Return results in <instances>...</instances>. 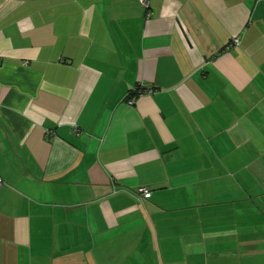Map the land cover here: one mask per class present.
<instances>
[{
  "label": "crops",
  "instance_id": "0c3cea01",
  "mask_svg": "<svg viewBox=\"0 0 264 264\" xmlns=\"http://www.w3.org/2000/svg\"><path fill=\"white\" fill-rule=\"evenodd\" d=\"M147 9L0 0V264H264V0Z\"/></svg>",
  "mask_w": 264,
  "mask_h": 264
},
{
  "label": "built area",
  "instance_id": "2783aa9c",
  "mask_svg": "<svg viewBox=\"0 0 264 264\" xmlns=\"http://www.w3.org/2000/svg\"><path fill=\"white\" fill-rule=\"evenodd\" d=\"M141 4H142V6H144L146 9L148 8V0H138ZM145 15H146V17L147 16H149V12H148V9H147V11H146V13H145ZM239 44V39L237 38V37H234V38H232V40H231V42H230V46L231 45H238ZM142 91V89L140 88H136V92L137 93H140ZM144 91V90H143ZM135 92V91H134ZM1 182H2V180H1V178H0V184H1ZM138 193L141 195V196H148L149 194H150V192H149V190L148 189H146V188H139L138 190Z\"/></svg>",
  "mask_w": 264,
  "mask_h": 264
}]
</instances>
